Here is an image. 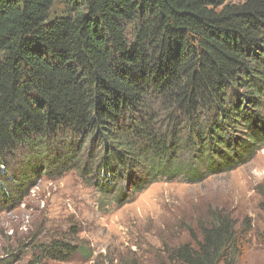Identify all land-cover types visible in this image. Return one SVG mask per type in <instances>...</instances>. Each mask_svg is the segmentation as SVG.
<instances>
[{"label":"trees","instance_id":"16d2710c","mask_svg":"<svg viewBox=\"0 0 264 264\" xmlns=\"http://www.w3.org/2000/svg\"><path fill=\"white\" fill-rule=\"evenodd\" d=\"M263 104L264 0H0V209L43 173L120 206L232 170L264 147ZM249 229L214 210L163 264H238Z\"/></svg>","mask_w":264,"mask_h":264},{"label":"rangeland","instance_id":"374dc122","mask_svg":"<svg viewBox=\"0 0 264 264\" xmlns=\"http://www.w3.org/2000/svg\"><path fill=\"white\" fill-rule=\"evenodd\" d=\"M253 129L264 132V104ZM246 132V130H244ZM264 147L244 164L198 183L156 182L133 201L114 203L76 170L41 174L23 199L0 209V264H163L165 251L188 240L187 228L210 212L248 227L238 264H264L257 236L264 230ZM53 242L75 252L67 260L47 255Z\"/></svg>","mask_w":264,"mask_h":264}]
</instances>
